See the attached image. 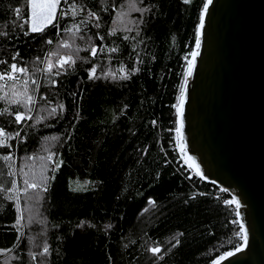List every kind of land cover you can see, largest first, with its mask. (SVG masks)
<instances>
[{
  "label": "trees",
  "instance_id": "1",
  "mask_svg": "<svg viewBox=\"0 0 264 264\" xmlns=\"http://www.w3.org/2000/svg\"><path fill=\"white\" fill-rule=\"evenodd\" d=\"M203 2L136 0L148 9L141 16L126 0H64L58 27L25 35L27 0H0V73L12 63L27 68V75L15 74L16 88L22 91L27 79L36 98L32 119L20 124L14 114L24 108L0 100V129L12 137L0 146V264H211L240 243L234 205L223 204L229 195L196 175L175 144L176 108ZM86 11L100 19L93 24ZM73 25L80 31H65ZM64 41L71 47L61 48ZM44 52V60L50 52L79 59L39 74ZM94 65L99 78L89 80ZM12 84L0 81V96L11 97ZM16 132L21 139L14 141ZM25 179L41 190L25 193ZM69 180L84 187L71 189ZM13 181L19 212L9 199ZM45 245L49 251L40 255ZM156 246L159 257L148 251Z\"/></svg>",
  "mask_w": 264,
  "mask_h": 264
},
{
  "label": "water",
  "instance_id": "2",
  "mask_svg": "<svg viewBox=\"0 0 264 264\" xmlns=\"http://www.w3.org/2000/svg\"><path fill=\"white\" fill-rule=\"evenodd\" d=\"M198 51L179 94L180 153L241 203L248 243L221 264H264V0H212Z\"/></svg>",
  "mask_w": 264,
  "mask_h": 264
},
{
  "label": "snow or ice",
  "instance_id": "3",
  "mask_svg": "<svg viewBox=\"0 0 264 264\" xmlns=\"http://www.w3.org/2000/svg\"><path fill=\"white\" fill-rule=\"evenodd\" d=\"M127 2V6L132 9L135 10L137 12L141 13V16L143 15V12L148 11V9L146 8H139L136 7V0H126ZM191 0H183V3L188 4L190 3ZM212 3V0H206V2L203 4V9L200 12L199 15V24L197 26L196 29V49L191 52V60L187 61V69L188 75H191V71L192 68L194 67V60L195 58L199 55V51L198 49L200 48L201 45V30L204 28V24H205V13L208 11L209 5ZM61 4V0H29V6H30V27L28 29L27 32H25V35H28L29 32L31 33H41L45 30V28L49 27V26H53V27H58V25L56 24V20H57V11L58 8ZM17 15H19L20 9L17 8L16 10ZM66 15V13H64ZM74 15H76V13H73ZM128 13L121 11L119 13L120 16H125ZM94 19H96L97 21L100 19L99 16H97L95 13H91L90 14ZM87 21H82V23H86ZM143 21H139V23H142ZM131 23L133 25H136L138 27V22L137 21H131ZM95 27L99 28L100 24L97 23L95 24ZM73 29H75V32H79L80 31V26L79 25H73L72 28H67L65 29L66 32H73ZM125 31L131 32L133 30L132 27H126L124 29ZM117 32V29L113 28L109 31V35H115ZM137 35H139V32H137ZM82 38V37H81ZM100 39H103V37H99ZM90 39V38H89ZM123 39L128 40L129 37L128 36H124ZM48 44H52V40H48L46 41ZM61 48H70V44L68 43V41H64L61 45ZM103 49H101L102 51ZM117 48L113 47L111 49H109L110 52L115 53L117 52ZM80 51V49H76V52L78 53ZM97 54V47L95 45L91 46V50H90V55L95 58ZM17 55H19L17 53ZM58 57L55 62H52V57ZM13 60L16 59V56L12 57ZM39 59V58H37ZM76 59H79L78 55L74 57L73 54H64L61 55L58 52H50L47 54L46 60H47V64L46 67L44 69V71L46 72H52V69L54 67H58L60 69H64V67L67 65L68 67L73 66L76 63ZM87 62V61H85ZM0 63H4V61H0ZM11 71L10 72H6V73H0V81H12V92H11V97H9L8 93H4V95L0 96V100L3 99H8V102L10 104H16V105H20L21 107L24 108V112H20L17 111L14 114V119L15 122L17 124H20L22 121H24L25 119H32V117L30 115H27L28 113H30L32 111V108L29 107V105H35L36 103V98L30 94H28V80L25 79L24 83H23V90H17L16 88V84L15 82L17 81L18 77L15 75L16 73H21V74H25L27 75L28 73V69L24 68V67H18L17 64L12 63L10 66ZM37 71H39V69H37ZM120 71L123 72L124 71V67L123 65H121ZM135 71H138V69H136ZM57 76L60 75V72H56L55 73ZM109 76H111L113 79L116 78L114 73H109V72H104L103 73V77L104 78H108ZM99 77H97L96 75V66L94 65L91 69L88 70V79L89 80H94V79H98ZM120 79H128L129 77L127 75H122L119 77ZM33 84H35V80L32 81ZM52 85L55 86L56 85V81L52 80L51 81ZM4 87V85H0V90H2ZM73 95H75V93H73ZM41 99H43V97H41ZM183 104V92L181 93V97H180V105L182 106ZM181 106H177V127L175 128V132L177 133L178 136V143H180V151L184 152V147L182 144V140L183 137L180 135L181 133V127H182V121L180 119V117L182 116V107ZM57 107L63 111L64 109V105L63 104H59L57 105ZM57 107H53L51 108V111L49 112V115H55L56 111H57ZM4 112H8V109H5ZM2 114V113H0ZM39 122V121H37ZM20 133L17 132L16 136H19ZM0 137H4V139H0V146H3L5 144L6 139H11L12 137L8 134H6L4 132L3 129H0ZM186 161L189 162V164L194 167L196 169L195 174L200 176L201 179H203L204 177L202 176L200 170H199V166L195 164V161L192 159V157L187 156V154H185ZM4 159H10V157H4ZM31 159V157H30ZM43 159V158H41ZM47 159L49 161L52 160V155L50 154ZM60 167V163H56L55 167L53 168V172L56 171V169H58ZM54 178V177H53ZM48 177L46 176H42V181H47ZM24 192L25 193H29V190H41V184H37L35 182H29V180L25 179L24 180ZM14 191V197H9V199H13L15 198L16 200V205H17V211L19 212V190L16 189V183L15 181H13V189ZM43 191H47V185L46 183L44 184ZM221 191H227L226 189H221ZM150 204L154 203L153 201H149ZM224 203L226 205L229 206H233L235 208V215L237 217L240 216V211L239 209L241 208V203L240 201L233 196L231 199L229 200H225ZM146 211V209H145ZM22 217L20 215L17 216V225L20 224ZM233 223L239 224V231L235 233V235L240 239L241 243L238 244L235 248V252H240L243 249V246L247 245L248 243V236H247V231L245 229V225L243 223H240L239 220H234L232 221ZM83 223V222H82ZM21 235H23V233L21 232ZM178 243V241H177ZM49 249L47 247V245L44 246L43 252L40 253V255H46L48 253ZM148 251L152 254L153 257H159V254L162 252V249L159 246L156 247H150L148 248ZM234 253L229 251L224 253L223 255L219 256V258L217 260L213 261V264H221V261L225 260L227 257L232 256ZM32 259L35 260L36 259V255L32 254Z\"/></svg>",
  "mask_w": 264,
  "mask_h": 264
},
{
  "label": "rangeland",
  "instance_id": "4",
  "mask_svg": "<svg viewBox=\"0 0 264 264\" xmlns=\"http://www.w3.org/2000/svg\"><path fill=\"white\" fill-rule=\"evenodd\" d=\"M61 2H63V4H64V0H61ZM62 9H63V6L62 5H60L59 6V8H58V11H57V16L62 12ZM27 10H28V16H27V26H28V28L30 27V22H31V19H30V6H29V0H27ZM85 14H86V17L87 18H90L92 21H93V24L95 23V19L90 15L91 13H89V12H85ZM190 57H191V55H190ZM58 57H55V59L54 60H56ZM188 59L190 60V58L188 57ZM188 61V60H187ZM47 62V61H46ZM45 62V64H47ZM44 66V65H43ZM44 69V68H43ZM11 71V69L9 68V71L8 72H10ZM30 80H32L31 78H30ZM177 118V117H176ZM17 133V132H16ZM17 136H16V134H14V141L15 140H17V138H16ZM0 139H3V137H0ZM175 144L177 145V148H178V150L180 151V145H179V143H178V139H177V136L175 137ZM182 155V158L185 160V158H184V154L182 153L181 154ZM187 164V163H186ZM192 170V169H191ZM193 171V170H192ZM68 186L71 188V189H81V188H83L84 187V184H83V182H80V181H76V180H69L68 181ZM80 224H82V222H79V225ZM218 259V258H217ZM216 259V260H217ZM211 264H213V263H211Z\"/></svg>",
  "mask_w": 264,
  "mask_h": 264
},
{
  "label": "built area",
  "instance_id": "5",
  "mask_svg": "<svg viewBox=\"0 0 264 264\" xmlns=\"http://www.w3.org/2000/svg\"><path fill=\"white\" fill-rule=\"evenodd\" d=\"M47 50H45V52H46ZM45 52L43 53V55H42V61H41V64H40V69H39V74H40V72H41V69L42 68H45L46 67V64H45V62H46V60H44V55H45ZM47 63V62H46ZM44 65V66H43ZM17 138V140H20L21 139V136L19 135V136H17L16 137ZM16 141V140H15ZM15 143V142H14ZM219 189H221L220 187H219ZM231 199V198H230ZM225 201V200H224ZM224 201H223V204L224 205H226L225 203H224Z\"/></svg>",
  "mask_w": 264,
  "mask_h": 264
},
{
  "label": "bare ground",
  "instance_id": "6",
  "mask_svg": "<svg viewBox=\"0 0 264 264\" xmlns=\"http://www.w3.org/2000/svg\"><path fill=\"white\" fill-rule=\"evenodd\" d=\"M190 59H191V57H190ZM177 106H179V100H178V104H177ZM176 115H177V108H176ZM176 122H177V120H176ZM184 157H185V155H184ZM185 162L189 165V167L193 170V172L195 173L196 172V169L194 168V167H192L190 164H189V162L188 161H186V159H185Z\"/></svg>",
  "mask_w": 264,
  "mask_h": 264
}]
</instances>
